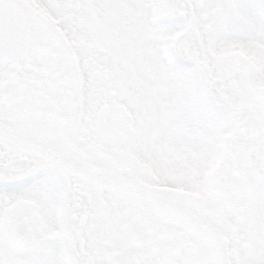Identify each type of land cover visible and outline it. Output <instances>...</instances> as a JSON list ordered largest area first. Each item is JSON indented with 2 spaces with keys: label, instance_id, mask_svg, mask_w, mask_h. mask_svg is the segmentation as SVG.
<instances>
[{
  "label": "snow or ice",
  "instance_id": "6c2138e0",
  "mask_svg": "<svg viewBox=\"0 0 264 264\" xmlns=\"http://www.w3.org/2000/svg\"><path fill=\"white\" fill-rule=\"evenodd\" d=\"M0 264H264V0H0Z\"/></svg>",
  "mask_w": 264,
  "mask_h": 264
}]
</instances>
